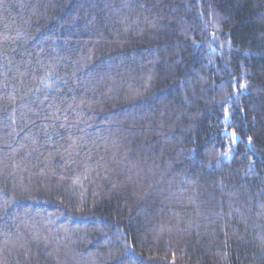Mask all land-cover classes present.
<instances>
[{
  "label": "trees",
  "instance_id": "trees-1",
  "mask_svg": "<svg viewBox=\"0 0 264 264\" xmlns=\"http://www.w3.org/2000/svg\"><path fill=\"white\" fill-rule=\"evenodd\" d=\"M0 264H264V0H0Z\"/></svg>",
  "mask_w": 264,
  "mask_h": 264
}]
</instances>
